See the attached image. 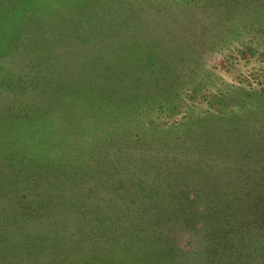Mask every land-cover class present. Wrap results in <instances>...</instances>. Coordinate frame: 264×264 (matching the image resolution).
Returning a JSON list of instances; mask_svg holds the SVG:
<instances>
[{"label":"trees","instance_id":"obj_1","mask_svg":"<svg viewBox=\"0 0 264 264\" xmlns=\"http://www.w3.org/2000/svg\"><path fill=\"white\" fill-rule=\"evenodd\" d=\"M8 1L0 0V12L11 9L7 34L28 40L23 37L26 31L29 43L19 44L25 51L35 42L34 32L23 28V22L28 19L35 23L42 13L33 7L37 0H25L22 8ZM84 1L72 5L66 2L60 5L62 13L56 9L60 14L49 18L52 28L60 31V39H73L70 64L49 60L47 88L39 89L34 84L30 88L38 90L35 98L39 102H44L42 99L54 88L61 89L57 79L73 85L75 96L87 102L131 97L134 105L127 112L132 120L135 112L139 115L144 110L141 103L149 108L151 96H159L156 79L163 80L172 68V63L160 56H175L166 50L168 46L162 48L161 42L162 33L171 32L173 21L161 14L156 16L159 28L153 29L147 20L149 15L141 19L137 14H143L140 8L137 12L114 10L103 0L91 5ZM40 25L45 31L47 23ZM9 75H0V87H9ZM19 79L18 90L24 86ZM104 83H113V87L99 89L98 84ZM97 106L92 107L94 112H99ZM9 113V108L0 110V142ZM130 124L111 129L103 139L99 148L111 152L109 159H100V150L95 149L85 156L89 158L86 164H76L74 169L57 170L52 162L35 163L24 171L17 170L14 160L7 162L17 171L13 175L0 170V264H264V169L250 170L253 174L240 181V196L227 191L231 187L223 185V174H219L218 193L216 175L213 183L207 179L211 182L207 187V172L201 164L189 162L191 155H183L178 162L173 156H165L168 146L163 137L133 134ZM148 125L142 124L139 129L134 124L132 130L142 131ZM174 144L183 148L184 142L174 140ZM138 148L142 150L137 155ZM241 149L248 155L244 159L254 158L249 147ZM225 153L221 149V158L230 160ZM243 158L238 165L248 164ZM36 166L40 173L33 175ZM235 171L240 172L238 168ZM18 178L25 184L32 183L35 193L4 197V186ZM42 180L40 187L38 181ZM192 182L194 189L190 188ZM214 198L217 201L212 202ZM207 217L211 219V234L204 235L201 243L195 239L193 249H182L176 241L177 233L194 229L203 232L195 225ZM41 234L46 237L42 239ZM254 235L262 241L253 239Z\"/></svg>","mask_w":264,"mask_h":264},{"label":"rangeland","instance_id":"obj_2","mask_svg":"<svg viewBox=\"0 0 264 264\" xmlns=\"http://www.w3.org/2000/svg\"><path fill=\"white\" fill-rule=\"evenodd\" d=\"M24 1L9 0L8 3L22 8ZM78 1L33 2V7L42 15L37 16L35 23L28 19L23 22V28L34 32L35 42L33 46L29 44V49L26 46L25 51L19 44L27 42L30 35L23 32V37L28 40H22V36L16 34L8 35L6 25L11 9L6 7L7 10L0 12V75L8 72L10 75L6 79L11 77L8 88L0 87V110L9 108L10 111L2 128L4 138L0 142V165L4 166L0 170L14 175L15 171H25L35 163L52 162H55L57 170L74 169L76 164H86L89 158L85 156L89 157L87 154L95 149L100 150V159H109L111 152L108 154L99 148L103 139L111 134V129L131 123L129 130L133 134L143 133L144 138L146 135L156 139L163 137L168 146L164 149L165 156H173L178 162L183 155H191L188 156L189 162L204 167L206 180L211 178L213 183L216 175L218 193L219 174H223V185L231 187L227 191L240 196L243 191L240 181L253 174L250 170L264 169V0H103L108 8L114 10L137 12L142 9L143 14H137L141 19L149 15L147 20L151 21L153 29L159 28L156 16L162 14L173 21L169 26L171 32L161 35V42L164 41L162 48L168 46L166 50L170 49L175 55L169 58L162 53L160 56L165 62L172 63L168 75L163 80L161 77L156 79V84L161 87L156 89L162 94L158 92L159 96H151L149 108L141 103L144 110L139 115L135 112L136 118L132 120L133 116L127 112L134 105L131 97L124 100L112 97V102L100 101V98L83 101L85 98L75 96L77 89L73 85L55 76L53 78L59 81L61 89L54 88V92L46 94L42 99L44 102L35 98L38 90L30 88L32 84L38 85L39 89L47 88L49 74L45 72L49 60L69 63L72 59L73 39H60V31L52 28L49 18L60 14L56 9L63 12L60 5H66V2L72 5ZM94 3L97 1H84L85 5ZM41 22L47 23L45 31H42ZM3 28L5 31H1ZM18 78V82L24 85L19 90L16 89ZM98 87L108 91L113 83L98 84ZM96 106L99 112L92 110ZM100 106L105 108L99 109ZM3 117L6 119L5 115ZM147 123H150L147 127L151 130L145 126L142 131L132 130L134 124L140 129ZM174 140L184 142L183 148L175 146ZM244 146L255 153L254 158H243L248 156L241 149ZM221 149L225 155L231 156L230 160L221 158ZM137 150L138 155L142 149ZM242 158L248 162L245 166L238 165L237 161ZM10 160L17 162V170L7 163ZM32 173H40L38 166L32 169ZM38 182L42 187L44 180ZM193 184L191 189H194ZM205 185L210 187L211 182ZM33 189L32 183L25 184L18 178L4 186L2 195L7 198L29 196L35 193ZM215 201L217 199H212ZM210 225L211 219L207 217L195 225L203 232L194 229L177 233L178 245L184 250L193 249L195 239L201 243L204 235L211 234ZM41 237L44 239L46 236L41 234ZM253 239L262 241L258 235Z\"/></svg>","mask_w":264,"mask_h":264}]
</instances>
